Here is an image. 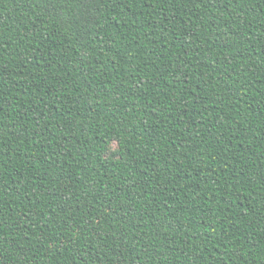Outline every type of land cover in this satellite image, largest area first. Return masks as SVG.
<instances>
[{"label": "trees", "instance_id": "trees-1", "mask_svg": "<svg viewBox=\"0 0 264 264\" xmlns=\"http://www.w3.org/2000/svg\"><path fill=\"white\" fill-rule=\"evenodd\" d=\"M6 264H264V0H0Z\"/></svg>", "mask_w": 264, "mask_h": 264}, {"label": "rangeland", "instance_id": "rangeland-1", "mask_svg": "<svg viewBox=\"0 0 264 264\" xmlns=\"http://www.w3.org/2000/svg\"><path fill=\"white\" fill-rule=\"evenodd\" d=\"M0 264H6V259L3 252H0Z\"/></svg>", "mask_w": 264, "mask_h": 264}]
</instances>
